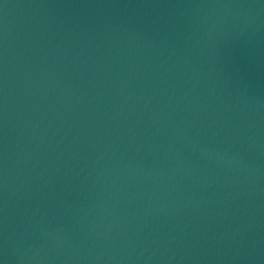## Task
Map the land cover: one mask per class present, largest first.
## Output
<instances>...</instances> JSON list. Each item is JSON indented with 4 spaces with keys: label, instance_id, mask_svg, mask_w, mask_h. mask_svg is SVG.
I'll use <instances>...</instances> for the list:
<instances>
[{
    "label": "water",
    "instance_id": "95a60500",
    "mask_svg": "<svg viewBox=\"0 0 264 264\" xmlns=\"http://www.w3.org/2000/svg\"><path fill=\"white\" fill-rule=\"evenodd\" d=\"M0 264H264V0H0Z\"/></svg>",
    "mask_w": 264,
    "mask_h": 264
}]
</instances>
